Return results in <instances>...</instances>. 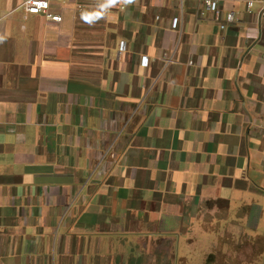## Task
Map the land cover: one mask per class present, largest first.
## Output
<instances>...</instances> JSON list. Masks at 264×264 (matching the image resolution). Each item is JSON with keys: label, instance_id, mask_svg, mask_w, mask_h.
<instances>
[{"label": "crops", "instance_id": "obj_1", "mask_svg": "<svg viewBox=\"0 0 264 264\" xmlns=\"http://www.w3.org/2000/svg\"><path fill=\"white\" fill-rule=\"evenodd\" d=\"M25 1L0 0V264H257V9Z\"/></svg>", "mask_w": 264, "mask_h": 264}, {"label": "built area", "instance_id": "obj_2", "mask_svg": "<svg viewBox=\"0 0 264 264\" xmlns=\"http://www.w3.org/2000/svg\"><path fill=\"white\" fill-rule=\"evenodd\" d=\"M204 8L207 11L219 12L221 0H203ZM245 6L247 11H252L255 8L260 16L261 20H264V0H245ZM50 0H26L23 3V8L33 14H44L47 18L61 20V16L54 15L49 11ZM235 19V13L233 10L229 11L226 15L224 23L220 24L221 28L225 27L226 23L233 22ZM172 27L177 29L179 27V18H174L172 22ZM126 41L120 42V51L126 50ZM141 63L144 66H147L149 59L147 56H143Z\"/></svg>", "mask_w": 264, "mask_h": 264}, {"label": "clouds", "instance_id": "obj_3", "mask_svg": "<svg viewBox=\"0 0 264 264\" xmlns=\"http://www.w3.org/2000/svg\"><path fill=\"white\" fill-rule=\"evenodd\" d=\"M117 2V0H107V5H113ZM121 3L127 5V4H131L133 3V0H120ZM105 5V6H107ZM99 13H84V19L86 21H91V19L93 18V16L99 18ZM4 39V37H0V41H2Z\"/></svg>", "mask_w": 264, "mask_h": 264}, {"label": "rangeland", "instance_id": "obj_4", "mask_svg": "<svg viewBox=\"0 0 264 264\" xmlns=\"http://www.w3.org/2000/svg\"><path fill=\"white\" fill-rule=\"evenodd\" d=\"M262 229L264 230V226H262ZM257 264H264V253L259 254V258H257Z\"/></svg>", "mask_w": 264, "mask_h": 264}]
</instances>
